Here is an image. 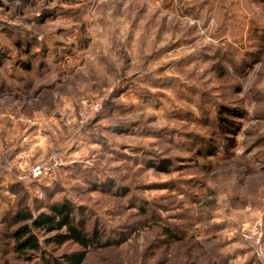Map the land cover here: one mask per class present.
Instances as JSON below:
<instances>
[{"label": "rangeland", "instance_id": "obj_1", "mask_svg": "<svg viewBox=\"0 0 264 264\" xmlns=\"http://www.w3.org/2000/svg\"><path fill=\"white\" fill-rule=\"evenodd\" d=\"M0 57V118L27 112L22 141L47 153L17 177L54 153L93 161L27 201L66 197L99 229L110 245L85 264H264V0H0ZM14 229L0 264H24Z\"/></svg>", "mask_w": 264, "mask_h": 264}, {"label": "trees", "instance_id": "obj_2", "mask_svg": "<svg viewBox=\"0 0 264 264\" xmlns=\"http://www.w3.org/2000/svg\"><path fill=\"white\" fill-rule=\"evenodd\" d=\"M2 61L0 57V64ZM224 111L229 110L224 107ZM220 120L223 129L233 132L231 127L234 123ZM153 164L150 168L165 173L171 168L169 161H163L160 166ZM38 183L40 181L31 182L29 187L23 182L0 186V224L15 227L9 238L13 241L12 252L18 260L24 264H85L92 251L110 245L103 244L99 229L95 228L92 233L87 231L84 223L77 219L76 213L80 209L66 197L51 205L41 203L42 207L35 214L27 201L30 188L38 186ZM164 231L169 238H176L169 227ZM69 245L77 249L60 251Z\"/></svg>", "mask_w": 264, "mask_h": 264}, {"label": "crops", "instance_id": "obj_3", "mask_svg": "<svg viewBox=\"0 0 264 264\" xmlns=\"http://www.w3.org/2000/svg\"><path fill=\"white\" fill-rule=\"evenodd\" d=\"M25 113L27 112L21 110L18 116L17 112L15 116L12 113L7 114V122L0 118V186L17 183L16 177L19 173L47 157L45 145L29 142L27 147V142L22 141L25 136L22 129L27 126ZM35 138L40 140L39 135Z\"/></svg>", "mask_w": 264, "mask_h": 264}, {"label": "built area", "instance_id": "obj_4", "mask_svg": "<svg viewBox=\"0 0 264 264\" xmlns=\"http://www.w3.org/2000/svg\"><path fill=\"white\" fill-rule=\"evenodd\" d=\"M103 100L104 99H96L92 100L88 103L86 108L82 109L78 115V123L80 127H85L88 125L94 117L101 112L103 109ZM75 163H82L86 167H92L93 161L90 159H79L77 155H71L70 157H66L64 154L61 153H54L52 154L47 161L42 164H39L33 167L29 173L25 176H18V182H31L34 181H44L52 179L59 169L75 164ZM29 178V179H28ZM40 197H43L42 192L39 193ZM256 245L257 249L260 253H263L264 250L262 247V240L261 234L256 238Z\"/></svg>", "mask_w": 264, "mask_h": 264}]
</instances>
